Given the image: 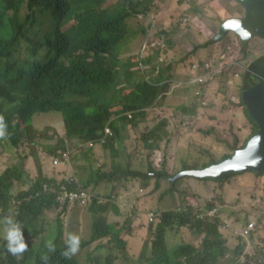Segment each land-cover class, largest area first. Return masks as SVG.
<instances>
[{
  "label": "rangeland",
  "instance_id": "1",
  "mask_svg": "<svg viewBox=\"0 0 264 264\" xmlns=\"http://www.w3.org/2000/svg\"><path fill=\"white\" fill-rule=\"evenodd\" d=\"M98 1L102 9H115L130 3L136 10L137 14L124 23L123 46H126L128 34L133 35L136 42L122 63L136 60L145 45L157 41L165 43L166 49H150L162 58V62L157 63L156 58L150 56V65L154 67L146 72L150 76L149 84H158L161 90L153 104L136 116L133 112L126 113L122 107L136 81L113 87L103 96L102 101L110 100L113 116L119 115L120 118L115 121V137L110 138L99 151L84 145L79 136L70 137L68 142L69 136L60 113H36L31 116L28 127L14 116L11 125L17 124L21 136L28 137L16 145L6 137L0 138L3 143L0 145V176L16 167L22 171V180L9 179L11 184L14 181L10 193L17 197L22 192H29L32 182L45 176L57 178L61 183L60 192L54 185L52 188L44 186L45 192L57 194V200L51 209L44 207L42 218L35 223L38 235L28 239L26 244L38 243L45 233L52 231V226H59L60 222L65 227L64 237H79V249L74 256L82 264H89L91 253L92 257H99V264H106L107 248L95 251L102 238L92 241L91 225L96 221L110 225L114 235L118 233L126 243L125 248H118L115 256L110 258V264H148L152 257L154 230L161 214L172 211L179 217L165 228L163 242L158 245L170 250L190 244L193 253L199 254L205 236L202 232L204 226L197 230L195 226L215 212L224 246V255L219 260L223 264H264V178L252 183V177H247L251 173L247 171L222 182L176 179L178 173L187 169H200L220 162L236 149L244 147L250 139L254 125L240 103L241 76L248 72L253 61L252 68L264 62L260 58L264 56V40L255 37L242 46L231 33L215 40L221 27L220 24L218 26L219 18L226 15L229 8L237 11L234 0ZM238 11L243 18L244 9ZM34 18L35 23L32 21ZM34 18L30 17V11L24 4L21 20L28 38L34 42H42L45 36L54 39L56 24L50 15L36 13ZM76 24L72 18L66 20L61 25V32L68 33ZM151 29L147 41L146 36ZM11 34L6 17L1 35L9 39ZM204 43L207 47L192 50ZM32 48L26 41L19 44L13 58L16 69L22 68L27 60L45 61L46 49L40 48L34 56ZM199 61H209L213 70L211 81L199 87L202 91L200 98L194 96L196 86L192 87L194 75L190 72L191 65ZM136 73L144 76L141 70ZM118 82L121 84L124 79ZM16 100L17 97L0 88V107L4 112L8 113ZM68 100L86 104L88 98L86 95L69 96ZM89 112L95 114L98 109L93 108ZM129 115V119L138 123L137 126H124L121 117ZM237 136L244 137L240 139ZM195 139L201 143L193 146ZM64 154H67V159ZM45 169L50 172L47 174ZM115 172L119 173L113 178ZM163 173L170 179L159 175ZM254 176L259 179L264 174ZM87 185L90 198H95L97 206H105L101 211H84L82 208L86 204H82L83 201L71 200L67 191ZM227 195L233 201L224 204ZM22 203L18 204L21 206ZM178 206L180 209L191 208L192 212L179 213ZM237 210L240 212L235 214ZM154 211L160 214L155 217ZM12 214L14 217V209ZM250 217L257 221L255 231L251 236L241 238L235 223L240 228L243 219L247 221ZM224 222L226 224H222ZM71 223L75 224L69 229ZM208 223L213 224L202 222ZM7 232L0 215V264H12V261L20 259L8 251ZM61 244H67V240Z\"/></svg>",
  "mask_w": 264,
  "mask_h": 264
},
{
  "label": "trees",
  "instance_id": "2",
  "mask_svg": "<svg viewBox=\"0 0 264 264\" xmlns=\"http://www.w3.org/2000/svg\"><path fill=\"white\" fill-rule=\"evenodd\" d=\"M24 4L30 11L31 18H34L36 13L50 15L56 24L54 39L45 36L42 42H34L28 38L24 30L25 24L21 20V10ZM0 10V88H4L8 94L18 98L8 113L0 107V117H3L6 125L7 136L5 137L9 139L10 143L16 145L22 138L28 137L21 136L17 124L11 125V120L14 119L15 115L28 127L31 125L30 118L32 115L49 112H57L62 115L67 137L69 136L68 142L73 136H79L78 138L84 143L99 141L108 125L112 127L115 134L117 133L116 123L111 121L113 117L111 102L110 100L102 101V97L110 93L113 87L124 86V84L136 81L133 90L126 96L122 105L126 113L133 112L134 116L150 107L159 95L161 88L158 84H149L150 77L146 79V75L149 74L143 72L144 76H142L140 73H136L139 72L141 63L150 65L149 58L144 61L141 59L140 53L136 60H126V63H122L125 61V55L132 48L131 40L134 38L133 35L128 34L126 46H123L124 23L137 14L130 3L115 9H102L98 0H0ZM232 11L233 8H229V12ZM6 17L12 33L9 39H5L1 35V29L5 27ZM70 18L76 20L77 24L71 27L68 33L61 32V25ZM35 20L36 18L32 20L33 23ZM142 35L145 36L146 32ZM22 41L28 42L33 47L31 52L34 56L40 48H45V61L27 60L22 68L16 69L17 64L13 62V58ZM157 42L166 48L164 42ZM206 43L193 47L192 50L205 48L207 47ZM157 55L154 53L152 56L158 59ZM260 58L264 59V56ZM253 63L254 61L250 64L248 72L241 76V91L258 82L259 68L264 66V62L256 64L252 68ZM151 67L154 66L150 65ZM124 68L127 69L124 70ZM120 79H124L121 84L118 82ZM80 95L87 96L86 104L68 100L69 96L78 97ZM240 103L245 108L247 118L254 125L251 138L257 134L259 127L249 117L241 96ZM93 108H97L98 113H90V109ZM121 121L124 126L130 124L137 126L138 124L129 119L128 116H122ZM0 145H3L1 140ZM102 147L104 145H101L100 142L94 146L96 150H100ZM233 154L226 156L225 159L231 158ZM206 166L204 165L202 168ZM21 173L22 171L16 167L12 170H6L0 176V215L4 219L8 231L13 227L21 229L26 243L28 239L37 237L38 230L35 223H38L42 218L44 207L51 209L57 200V194L45 192L44 186L52 188L54 185L56 190L60 192L61 183L57 178L46 176L42 179L37 178L30 185L29 192H22L16 197L10 193L14 181L11 184L9 179L13 177L14 180L20 181L23 178ZM118 173L115 172L112 175L113 178ZM159 175L165 179H170L164 173ZM204 181L211 182L213 180ZM169 182L173 183L171 180ZM87 189L88 185L83 188H75V190H63V192L79 193L85 191V193H90ZM20 201H23L21 206L18 204ZM103 207L105 206H97L96 200H91L90 203H86L82 210L88 212L90 210L101 211ZM13 209L15 211L14 217L12 216ZM207 209L210 208H205V210ZM187 211L192 212V209L179 208V213L183 214ZM239 212L237 210L234 213ZM152 214L157 217L160 213L154 211ZM216 215L215 213L212 217H205L204 221H199L195 226L196 230L204 226L202 232L205 236L201 243V251L199 254H194L193 246L190 244L170 250L160 246L163 242L165 228L169 227L172 221L179 217V214L172 211L161 214L159 216L160 222L154 230L155 240L152 243V257L148 264H223L219 259L224 255V246L218 229V220H216L219 218ZM9 220L11 223L8 222ZM243 221L247 224L253 222L254 229L249 230L247 234L244 230L240 231L241 238L251 236V233L255 231V223L257 222L253 217L247 221L243 219ZM202 222L213 224H202ZM74 224L71 223L69 229ZM222 224H226V222ZM91 230L94 233L92 241L102 238L97 242L95 251L107 248L109 256L106 264H110V258L115 256L118 248H125L126 243L119 238L118 233L114 235V230L108 224L92 221ZM64 233L65 227L62 223L59 222V226H52V231L45 233L38 243L26 244L27 250L20 255L18 262L12 261V264H45L42 259L44 256L48 257L47 264H82L81 260L74 255L70 259H66L62 255L67 244H61V242L68 240L67 235L63 236ZM105 239L107 241L103 242ZM159 243L160 245H158ZM48 244H51L54 250H50L47 247ZM92 255V253L89 254V264H99V257H92Z\"/></svg>",
  "mask_w": 264,
  "mask_h": 264
},
{
  "label": "water",
  "instance_id": "3",
  "mask_svg": "<svg viewBox=\"0 0 264 264\" xmlns=\"http://www.w3.org/2000/svg\"><path fill=\"white\" fill-rule=\"evenodd\" d=\"M234 2L244 9V17L222 20L215 40L218 41L225 34L230 33L240 40L242 46H246L255 37L264 40V0H234ZM235 25L239 27H234ZM241 100L249 117L259 127L257 134L252 136L243 148L236 150L231 158L204 168L180 172L176 179L188 177L201 181H222L247 171L264 174V75L259 73L258 82L241 91ZM253 140H256L255 145L252 143Z\"/></svg>",
  "mask_w": 264,
  "mask_h": 264
},
{
  "label": "built area",
  "instance_id": "4",
  "mask_svg": "<svg viewBox=\"0 0 264 264\" xmlns=\"http://www.w3.org/2000/svg\"><path fill=\"white\" fill-rule=\"evenodd\" d=\"M153 48H157L161 51V48H165V47L163 46V44H161L159 42H155V43H152L150 45H145L141 51V59H143L145 61L146 59L150 58V56L153 55V51L150 49H153ZM156 60H157V63L162 62L161 57H158V59H156ZM139 69L142 72H144L145 74H147L146 72L150 69V65H147L145 63H141L139 65ZM190 72L194 75L192 87L196 86V91L194 93V96L200 98L202 96V91L199 89V87L205 86L209 81H211V78L213 76L212 64L209 61H202L201 63H193L190 67ZM154 73L155 72H153V74ZM149 77H148V75H146V79H149ZM179 85H181V84H179ZM128 117L131 118V115H129ZM111 121H112V119H111ZM112 137H113V129L111 126L108 125L104 129V132H103L99 141H91L87 144L89 145V147H94L97 144V142H100L101 145H105L108 142V140ZM64 156H66V159H67V154H64ZM55 164H57V162H55ZM68 193H69L71 200H74V199L81 200V201H83L82 204H84V205L87 202L90 203L91 200H95V198H93V197L90 198L89 194L85 193V191H80L79 193H74V192H68ZM214 215H215V212H213L212 215L205 216V217H212ZM248 228L250 231H252L254 229V224L250 223L248 225ZM247 233L248 232H245V234H247Z\"/></svg>",
  "mask_w": 264,
  "mask_h": 264
},
{
  "label": "clouds",
  "instance_id": "5",
  "mask_svg": "<svg viewBox=\"0 0 264 264\" xmlns=\"http://www.w3.org/2000/svg\"><path fill=\"white\" fill-rule=\"evenodd\" d=\"M242 34L247 35V33H242ZM5 136H6V125L4 123L3 117H0V138H4ZM113 137H115V136H113ZM89 142H91V141H89ZM89 142H85L83 144L86 145ZM252 143H253V145H255L256 140H253ZM8 222L11 223L10 220ZM5 239L7 241L8 251L11 254H13L14 256H20L27 250L26 243L24 242V239H23V233L19 227L11 228L7 232ZM79 245H80L79 237H77L75 235H70L68 237V240H67L66 250L62 252V255L66 259H70L78 251ZM47 247L50 250H54V248L51 244H48ZM42 259L45 261V264H47L48 257L44 256V257H42Z\"/></svg>",
  "mask_w": 264,
  "mask_h": 264
},
{
  "label": "crops",
  "instance_id": "6",
  "mask_svg": "<svg viewBox=\"0 0 264 264\" xmlns=\"http://www.w3.org/2000/svg\"><path fill=\"white\" fill-rule=\"evenodd\" d=\"M234 6L236 7V9H237V11H232V12H236L235 14H233V15H229V11H226L227 12V14L226 15H224V16H222L221 18H219V20H220V22H222V20H224V19H226V18H231V17H233V16H235V17H241V15L239 14V9H240V7H238L236 4H234ZM231 12V13H232ZM242 18V17H241ZM219 24L220 23H218V26H219ZM151 31H152V29L150 30V33H148V35L146 36L147 37V39L146 40H149L150 39V35H151ZM139 37V39L141 38L140 36H138ZM135 42H136V40H134V38L131 40V45L133 46L134 44H135ZM259 73L260 74H262V75H264V66L263 67H261V68H259ZM181 84V83H180ZM118 118H120V116L118 115V116H113L112 117V122H115L116 121V119H118ZM238 138H242V137H244V136H237ZM199 143H201V141L200 140H198V139H195L194 140V144H192L193 146H195V145H198ZM209 143V142H208ZM96 151H99V150H96ZM45 172L48 174L50 171L48 170V169H45ZM44 172V173H45ZM255 174H253V173H251V174H249L247 177L248 178H250V177H252V179H251V181H252V183H254V182H258V181H260L261 179H263L264 177H261V178H259V179H257L255 176H254ZM231 201H233L232 200V198L229 196V195H227L226 197H225V200H224V204H226V203H228V202H231ZM231 205V204H230ZM234 221V220H233ZM234 223H235V221H234ZM250 223H253V222H250ZM250 223H248V224H250ZM248 224L246 223V222H244L243 221V225L240 227V228H237L236 227V223H235V228L238 230V231H246V232H249V228H248Z\"/></svg>",
  "mask_w": 264,
  "mask_h": 264
},
{
  "label": "snow or ice",
  "instance_id": "7",
  "mask_svg": "<svg viewBox=\"0 0 264 264\" xmlns=\"http://www.w3.org/2000/svg\"><path fill=\"white\" fill-rule=\"evenodd\" d=\"M234 27H239L238 25H235Z\"/></svg>",
  "mask_w": 264,
  "mask_h": 264
}]
</instances>
